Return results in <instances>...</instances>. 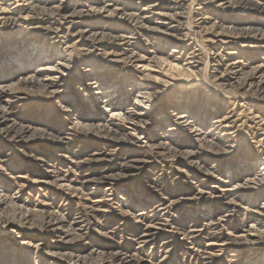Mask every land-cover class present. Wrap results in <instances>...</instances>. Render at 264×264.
<instances>
[{
    "label": "bare ground",
    "instance_id": "1",
    "mask_svg": "<svg viewBox=\"0 0 264 264\" xmlns=\"http://www.w3.org/2000/svg\"><path fill=\"white\" fill-rule=\"evenodd\" d=\"M57 1L0 0V34L7 35L14 40L19 37L22 39L19 42L15 40L8 43L5 47L6 50L3 49V51H0V137L7 139L12 144L25 143L27 146H30L32 141L40 138L39 140L52 141L56 143L58 148L62 147L65 149L72 144L74 138L72 136L80 131L89 135L97 131L98 133H103L102 138L106 141L107 145L116 148L115 151H118L124 144L133 143L121 135L127 127L137 134H145L141 130L140 124L148 116L143 111V109L148 110V108L140 106V108L130 109L126 107V104L120 103L125 96L122 91L123 75L125 74L130 79L134 78L133 75L135 77L137 76V74H132L125 67L128 64L135 65L146 62H159L160 64L162 62L169 64H173V62L179 63L183 60L180 55L183 56L184 53L181 52L180 54L178 50L187 49L185 45L174 41L178 39L173 35L178 31L176 28L175 30L168 28L164 32H160V27L152 26L151 23L155 25L157 23L153 20L150 21L151 17H143L141 13L136 12H145L148 9L159 10V12L165 9L171 11L178 10L186 5L187 0H158L157 2L159 3L153 5L151 3L152 6L148 5L151 8H148V6L143 7L150 0H138L139 4L133 6L135 10L132 11L130 7L125 5H115L114 2L116 0H84V2L60 0V3ZM238 1L240 5L250 10L251 14L235 17L225 15L228 12L227 7L234 4V0H201L204 5L206 4L209 7L206 9L198 8L197 15L200 18L197 19V25H200V29L204 28L202 30H205V34L209 35L208 42L213 46L209 51L211 61V73L209 75L211 82L209 83L214 84L215 87L219 86L222 88L227 93L226 95L229 96L228 98L235 101L234 104L239 101L242 103L240 106L245 107L251 102H258V105H253L256 108V112H258L257 110L260 109V106L264 107V0ZM204 11L207 14L218 16L217 21L215 20L214 22V30L211 28L213 25L208 28L203 27V25L210 23L212 19ZM155 15L157 17H168L177 23L180 22L175 19L180 14L168 15L162 11L160 13L157 12ZM226 22L231 27L225 26ZM238 24H246L247 26L242 28L236 27ZM155 35L156 37L154 38L153 36ZM150 36L156 39L154 45L151 44L153 49L151 51L142 50L141 52L142 48L139 44L140 38H149ZM47 44L50 46V49H53L46 51L44 46ZM170 45H176L178 50H173L165 58L163 57L165 55V49ZM76 50L79 51L82 57L90 61L95 57L94 65H96L95 67H99L100 70H96L94 66L90 67L88 65L81 74L75 73L73 71V65H71L73 62H70L69 59L63 61L64 58L62 55L66 53L69 57ZM55 52H60V57L63 60L61 58L58 61L53 59ZM145 52L149 54L147 55ZM259 54L263 55V57L259 58ZM191 55L193 56L191 61L188 62L187 59L189 58L185 57V62H188L191 66L200 65L201 63L197 60L198 55H196V52L192 51ZM142 76L137 77L139 81H148L146 76ZM132 86L137 89L138 85L132 84ZM140 90L145 91L147 88H140ZM34 91L46 96L48 99L51 97L54 99H62L66 103L65 107L61 106L63 112H71L74 110L75 114L67 120L68 128L73 135L62 134L56 136L54 135V130L45 127H32L31 123H20L16 120L15 110L20 108L25 109L27 107L26 101L30 99V93ZM141 95L138 97L148 99V102L160 101L166 95V91L156 90L145 93V96ZM239 102L237 105H239ZM99 103L102 104V107H99ZM205 103L206 111L200 115L202 113L201 109H197L195 117L196 119L200 118L197 122L200 121L204 124L208 118L211 120L214 117L213 115L223 110V103L221 102H217L216 104L212 99L207 98L205 99ZM210 104L212 106H209ZM192 106L195 105L186 95L184 97L182 95L178 103L172 104L171 108L174 112L171 116L176 117L177 121L175 125L180 127L185 126L184 124L188 126L192 124L186 120L189 115H193L194 107ZM209 107L216 108L212 110L215 111L214 114L213 112L209 114L207 110ZM99 109L102 114L99 113ZM181 111H185L186 115L180 116ZM249 111L250 113L246 115L244 110L241 115H244L251 122V126L253 125L256 129H260L263 136L264 118L260 116L261 113L259 112L254 113L253 110ZM260 111L263 112L264 110L261 109ZM165 117V120L169 119V116L167 117L166 115ZM234 119L235 109L232 108L221 118H213L214 121H212L211 129L223 132L222 135L226 137L225 141L231 143L233 141L232 136H236L238 133L236 126L237 120ZM10 121L12 123L7 125ZM158 125L160 126V123ZM173 131H177V129L169 130V134L163 136L164 141H159L154 145H149L150 143L147 142L145 146L155 150L156 154L160 156L182 158L195 176H202L200 180L202 184L200 186H206L209 183L208 179L216 173H221L224 167L221 165L208 167L207 162L209 158L203 159L204 155L198 150L181 152L178 148L174 147L177 143L178 145L181 144L179 141L173 140ZM196 131L198 130L196 129ZM147 138L149 139L148 136H146ZM201 140L197 138V142H202ZM259 146L264 150V138L259 142ZM8 147L6 151H3L2 148L0 149V170L3 171H5V167L10 166L14 154L16 152L19 153L15 147ZM199 147L201 149L202 145ZM211 153L216 154L213 151ZM107 155L109 153L98 151L91 154L89 159L79 162L76 161L75 156L71 157L70 164L73 168H77L83 163L85 165L89 163L90 166H93L85 171V174L83 171H80L78 173V180L72 179L69 174L63 175L55 169L50 170L48 168L45 173L48 175L50 182L44 183L48 186L60 187L63 192H68V195L76 192L71 187L73 182H77L82 190H85L90 184L95 185V190L101 188L104 184H108L105 197H112L118 189L117 187L120 185V182L131 177L130 172H128L129 170L135 169L141 171L148 164L144 156L133 157L134 154H130L131 156H128L129 161L121 165L123 173L111 174L104 172L103 174H97L95 168L107 163L105 159ZM45 157L42 155V157H36L34 159L38 161L39 165H42L43 163L46 164ZM256 163L257 161L252 162L251 159L247 158L239 163L229 164L226 172L228 174H234V171L248 173ZM16 184L19 185L18 183ZM149 186L151 189L161 187L158 180L150 181ZM206 187L208 191L206 189L196 188L193 199L201 200L208 197L210 200L215 199L220 203L223 200H227L226 205L229 208H234L238 205L234 199H230L233 195L231 193L234 191L233 189L225 190L219 187H213L212 189L216 190H211V187ZM261 187H264V184ZM10 189V187H5L2 179H0V212L7 208H16L20 212L26 211V215H30V211H33L32 213L35 214L37 210H31L32 207L29 209L28 200L19 205L15 199L20 196H15L14 194L9 195ZM15 193L19 194L22 192ZM94 195L96 193L85 194L84 196L86 198H82L85 199V203L81 204L93 214L109 213L107 212L108 209H104L106 206L102 205L105 200H97L96 204L89 202ZM252 197H254L252 199L253 201L257 199L254 195ZM253 201L250 202V205ZM44 205L45 208L51 207L50 204ZM70 205L64 211L56 210L54 212L51 208L46 212L41 211L40 226H35L29 222L26 225H22V223L17 224L10 220L4 219L2 221L0 215V232H3L6 237L15 236V238H12L18 242V245L23 247L28 245V248L32 247V249H35L36 256L41 255L47 260L50 259L52 261L62 262L63 264H81L83 257H80V255L73 257L59 250L74 240V234L76 233H74L75 230L72 227L82 223L80 220L71 222L68 219L73 209ZM164 205H159L157 209ZM262 209V211H249L251 216L249 218L250 225L245 223L238 227V231L247 234V236L239 238H233L231 232L227 234L221 232L219 229L221 227L220 222L215 220L202 222L201 217L191 221L187 216L183 222L177 225L170 223L155 224L158 223L155 221L159 218V212L161 211H152L150 213L154 214L149 219L155 217L156 220H149L146 217L150 221V224L144 226L145 228H141L138 234L132 236V241L140 246L152 244L160 249L167 248L165 250L166 254L180 249L183 252L181 254L184 256L193 257L194 255H198L200 258L202 257V264H206V261L212 259L213 255L205 248L206 246L202 248L203 245L201 246L200 244L201 240L207 242L209 246L220 244V247H232L240 255L253 252V254H259L257 258H260L264 257L262 256L263 254L260 255L264 253V208ZM122 213L124 214V212ZM143 215L139 214L137 217L135 216L138 223L145 221ZM27 217L29 218L30 216ZM85 220L87 221V219ZM154 227L159 232H154ZM169 227L176 237L177 235L181 237L179 243L175 242L176 239H169L159 244V233ZM25 230L41 231L47 237L51 238L54 245L50 243L45 244L44 239L37 244L26 242V239H22V232ZM117 230L124 231L125 227L121 224ZM251 233L257 236L252 237ZM180 242H184V244ZM224 250V248H221L222 252ZM122 255L124 257H121ZM111 256L110 258L112 260L109 259L111 264H153L150 261L147 262L144 258H136V255L131 256L115 252ZM4 257V264H28L25 258H20L17 255L12 258L9 252H6ZM260 263L264 264V258H261ZM252 264H258V261Z\"/></svg>",
    "mask_w": 264,
    "mask_h": 264
},
{
    "label": "rangeland",
    "instance_id": "2",
    "mask_svg": "<svg viewBox=\"0 0 264 264\" xmlns=\"http://www.w3.org/2000/svg\"><path fill=\"white\" fill-rule=\"evenodd\" d=\"M76 1L84 2V0ZM157 1L158 0H150L143 7L159 3ZM57 2L60 3V0ZM234 2V4L227 7L228 12H226L225 15L235 17L251 14L250 10L240 5L238 0H234ZM114 4L125 5L130 7L132 11L135 10L133 6L138 5L139 1L116 0ZM205 5L201 0H187L186 5L181 9L172 11L166 9L162 10L168 15L180 14L179 16L177 15V18L175 17L177 21H180L179 23L170 20L168 17H157L155 14H157V12H162H159V10L148 9L145 12L134 11L136 13H141L143 17H151L150 21L153 20L157 23V25L151 23L152 26L160 27V32H164L168 28H173V30L176 28L178 31H174L175 34L173 35L178 39L174 41L187 47V49L178 50L176 45H170L165 49V55L163 56L165 58H167L173 50H178L180 54L183 52V56L178 54L183 58L179 63L173 62V64H169L162 62L160 64L159 62H146L144 64H128L125 67L132 74H137V76L135 77L133 75L134 78L130 79L126 77L125 74L123 75L122 91L125 96L120 103L126 104V107L130 109L140 108V106L148 108V110L143 109L144 113H147L148 116L144 118L143 122L140 124L141 130L145 133L144 135L137 134L128 127L121 134L122 137H126L128 141L130 140L134 144L126 143L120 150L115 151L116 148L107 145L106 141L102 138L103 133H98L97 131L92 132L90 135L80 131L72 136L74 137L72 144L67 146V149L62 147L58 148L56 143L39 140L40 138L32 141V144L27 146L25 143L12 144L7 139L0 137V149L2 148L3 151H6V149L9 148L8 146H13V148L15 147L19 151V153L16 152L14 154L10 166L5 167V171L0 170V179H2L3 185L11 188L8 193L9 195L14 194L15 196H20L15 199L19 205L28 200L27 203L30 208H27L31 209L32 207L31 210H37L35 214L32 213L33 211H30L31 214L26 215V211L20 212L16 208H7L0 212L2 221L5 219L16 222L17 224L22 223V225H26V223L29 222L35 226H40L42 212L49 211V208L54 212H56V210L64 211V209L71 204L70 206L73 207V209L68 219L71 220V222L80 220L82 223L76 225L78 228L76 226L72 227V229L75 230L74 233H76L74 234V240L63 249L59 250L73 257L80 255V257H83L81 259V264H111L109 259L112 260L110 257H112L111 255L115 254V252L131 256L136 255V258H144L147 262L150 261L153 264H202V257L200 258L198 255H194L193 257L184 256L181 254L183 252L180 249L166 254L165 250L167 248L160 249L152 244L140 246L132 241V236L138 234L141 228H145L144 226L150 224L149 220H156L155 217L149 219L150 216L154 214L150 213L152 211H161L159 212V218L155 221L158 223L155 224L170 223L177 225L183 222L187 216L191 221L201 217L202 222L209 220L220 222L221 227L219 229L221 232H224V234L231 232L233 238L247 236V234L238 231V227L245 223L250 225L249 218L251 216L249 211H262V208H264V187H261V185L264 184V150L259 146V142L264 138V135L262 136V131L260 129H256L253 125L251 126V122L245 118L244 115H241V113L245 110V114L247 115L250 113L249 110H253L254 113H261L260 116L264 118V111H260L261 109L264 110V107L260 106V109L256 112V108H254L253 105H258V102H251L245 107L240 106L242 103L239 101L234 104L235 101L229 99V96L226 95L227 93L223 91L222 88L219 86L215 87L214 84L209 83L211 82L209 79L211 73L209 51L213 46L208 42L209 35H206L205 30H202L204 28L200 29V25H197V19L200 18L197 15L198 8L201 7L206 9L209 7ZM149 6L148 8H151ZM204 13L212 19L210 23L203 25V27L208 28L213 25L211 28L214 30V22L218 19V16L207 14L206 11H204ZM225 26L228 27L230 24L226 22ZM246 26V24L236 25V27L240 28ZM260 27L262 28V26ZM153 37L155 38L156 35ZM153 37L140 38L139 44L142 48L141 52L142 50L151 51L153 49L152 45H154L156 40ZM15 40L16 42L22 41L21 37ZM15 40L7 35L0 34V51H3L8 43ZM219 45L221 46V44ZM44 49L50 51L53 48L50 49V46L47 44L44 46ZM191 50L195 51L196 55H198L197 60L200 61V65H189L188 62L191 61L193 57L191 55ZM59 53L60 52H55L53 56V59H56V61H58L59 58L62 59V57H60L61 53ZM145 54L148 55L149 53L145 52ZM62 56L64 58V60L62 59L63 61L69 59L70 62L75 64L74 66V64L71 63L74 68L73 71L77 74H81L88 65H90V67L96 66L94 65V60H96L95 57L90 61L82 57L78 50L74 51L69 57L66 53H63ZM185 57L189 58L187 59L188 62H185ZM261 57H263V55L259 54V58ZM95 68L96 70H100L99 67ZM142 75L146 76L148 81H139L137 77H141ZM132 84L138 85L137 89H135ZM144 87L147 88V90H140V88ZM156 90L166 91V95L160 101L155 100L148 102V99L138 97L141 93V96H145V93L154 92ZM182 95L183 97L185 95L188 96L195 106H192L194 107L193 115H189L186 119L192 124L190 126L184 124L185 126L178 127L175 125L177 121L176 117L174 118L171 116L174 112L171 106L173 103H178ZM207 98L212 99L216 104L217 102L223 103V110L213 115L214 117H212L211 120L208 118L204 124L200 121L197 122L200 118L196 119L195 117L197 109H201L202 113L200 115L206 111L205 99ZM238 102L239 105H237ZM26 105L27 107L25 109L20 108L15 110V118L18 122L31 123L32 127H45L54 130V135L56 136L72 134L68 128L69 125L67 120H69L75 112L74 110L71 112H63L61 106L65 107L66 103L62 101V99H54L53 97L48 99L46 96L34 91L30 93V99L26 101ZM209 106L212 105L210 104ZM99 107H102V104L99 103ZM232 108L235 109L234 120H237L236 126L238 133L236 136H232L233 141L231 143H227L225 141L226 137L222 135L223 132H219V130L214 131V129H211V125L212 121H214L213 118H221ZM213 109L216 108H207L209 114L212 112L213 114L215 113V111H212ZM99 113L102 114L100 109ZM184 114L186 115L185 111H181L180 116ZM166 115L167 117L169 116L168 120H165ZM11 123L10 121L7 125ZM159 123L160 126L158 125ZM176 129L177 131H173V140L179 141L181 145H178L177 142H173L177 143L174 147L178 148L181 152L198 150L204 155L203 159L209 158L207 162L208 167L215 165L224 167L221 173H216L208 179L209 183L206 184V186L211 187V190H216L212 189L213 187H219L225 190L233 189L234 191L231 192L233 195L230 199L235 200L238 204L236 207L229 208L228 205H226L227 200H223L221 203L217 202L218 200L215 199L210 200L208 197L201 200H194L193 196L196 193V188L206 189V191H208L206 186H200L202 184L200 182L202 176H195L182 158L160 156L156 154L155 150L145 146L147 142L150 143L149 145H154L159 141H164L163 136L169 134V130ZM196 129L198 131H196ZM146 136H148L149 139H146ZM197 138L200 140L202 139V142H197ZM200 145H202L201 149H199ZM98 151L109 153V155L105 156L107 160L106 164L95 168L97 174H103L104 172L111 174L123 173L121 165L129 161L128 156L130 154H134L133 157L144 156L148 164H146L141 171L135 169L129 170L128 172H130L131 177L120 182V185L117 187L118 189L112 197H105L108 184H104L101 188L96 190L95 185L90 184L85 190H82L77 182H73L71 187H73L76 192L68 195L69 193L66 191L63 192L60 187H52L44 183L50 182V180H48V175L45 173L48 168L50 170L55 169L63 175L69 174L72 179L78 180V173L83 171L85 174V171L89 170L93 165L90 166L89 163H86V165L83 163L79 167L73 168L70 164L71 157L75 156L77 162L84 161L89 159L91 154ZM212 151L216 153V156L211 153ZM42 155L46 156V164L43 163L39 165L38 161L34 158L42 157ZM247 158L251 159L252 162L257 161L250 172L234 171V174H228L226 172V168L229 164H236ZM152 180H158L161 187L158 189H151L149 183ZM21 186L23 187L21 188ZM19 191L22 193H15ZM87 193H96L93 198L91 197V201H89L91 204H96L97 200H105L102 205L106 206L104 209H108L107 212L109 213L93 214L90 210L86 209L81 203H85V199L82 198H86L84 195ZM253 195L257 198L254 201L252 200L254 197L251 198ZM251 201H253V203L250 205ZM18 204L17 206H19ZM44 204H50L51 207L45 208ZM162 204L165 205L157 209V207ZM122 212H124V214ZM139 214H144L143 218H145V221H143V223H138L136 221V217ZM27 216L30 217L28 218ZM85 219H87V221ZM227 220L229 223H227ZM121 224L125 227L124 231L117 230ZM155 228L156 227H154L153 231L159 232V230ZM0 233V264L5 263L3 261L5 260L4 254L6 252H9L12 258L16 255L20 258H25L28 264H63L62 262H56L50 259L47 260L41 255L36 256L35 249H32V247H29V249L28 245L25 247L18 245V242L13 239L15 236L6 237L3 232ZM22 233V239H26L25 241L28 243L37 244L44 239L45 244L50 243L54 245L51 238L47 237L41 231L25 230ZM251 235L252 237L257 236L252 233ZM158 236L159 244L169 239H176L175 242L179 243L181 238L178 235L176 237L170 227L161 231ZM180 243L184 244V242ZM200 244L201 246L203 245L202 248L206 246L205 248L213 255V258L207 260L206 264H252L256 261H258V264H261L260 260L264 258H257L259 254H253V252L240 255L239 252L236 253L235 249L232 247H220V244L209 246L207 242L202 240ZM221 248L225 250L222 252ZM260 255L264 256V253ZM121 257H124V255Z\"/></svg>",
    "mask_w": 264,
    "mask_h": 264
}]
</instances>
